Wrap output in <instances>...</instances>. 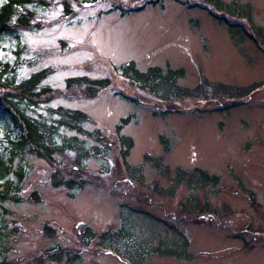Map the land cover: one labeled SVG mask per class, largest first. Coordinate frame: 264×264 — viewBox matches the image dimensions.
Masks as SVG:
<instances>
[{
  "label": "rangeland",
  "instance_id": "374dc122",
  "mask_svg": "<svg viewBox=\"0 0 264 264\" xmlns=\"http://www.w3.org/2000/svg\"><path fill=\"white\" fill-rule=\"evenodd\" d=\"M44 1L48 6L29 8L35 16L27 26L0 37V59L12 63L19 51L21 78L45 70L42 85L50 94L41 108L85 113L84 128L103 141L79 136L89 148H100L83 157L81 168L72 153L53 164L28 157L22 201L6 206L9 261L70 264L48 257L49 248L59 246L80 256L75 264H133L96 241L83 247L79 240L86 226L101 234L126 225L153 245L185 252L156 255L144 264H264V42L246 19L220 12L226 22L244 25L246 34L232 38L203 0ZM238 1L251 6L264 37V0ZM127 62L141 72L184 69L178 84L190 89L205 79L258 88L242 98L210 97L201 88L199 98L163 101L117 70ZM83 76L109 86L95 96L89 87H66ZM123 118L129 121L118 133ZM122 136L131 139L130 148ZM177 169H199L218 182L177 186ZM54 173L58 181L72 182V189L53 186ZM172 189V197L163 192Z\"/></svg>",
  "mask_w": 264,
  "mask_h": 264
},
{
  "label": "trees",
  "instance_id": "16d2710c",
  "mask_svg": "<svg viewBox=\"0 0 264 264\" xmlns=\"http://www.w3.org/2000/svg\"><path fill=\"white\" fill-rule=\"evenodd\" d=\"M97 1L99 0H73L82 5L93 4ZM203 2L211 6V8L208 7L210 14L220 22L227 21L223 15L222 17L219 15L220 12H223L225 16L246 19L250 29L264 42L262 29L253 24L252 8L249 4L239 3L238 0H232L230 3L222 0H203ZM35 5L46 7L48 2L44 0H0V37L16 33L19 28L27 26L30 18L35 16L29 8ZM63 5L65 13L70 15L72 10L69 4L64 1ZM226 23L232 38L238 34H246L244 25ZM15 55L12 63L0 59V264H20L10 262L5 254V239L8 238L5 215L9 214L6 207L9 203L18 204L22 201L19 194L21 184L26 177L28 157H35L53 164L56 161L60 163L59 160L64 154L72 153L75 164L81 168L84 164L83 157L89 152L98 153L100 148L98 145L89 148L79 136H90L95 140L103 141L96 132H89L84 128L89 121L85 113L62 106L41 108V104L47 102L50 94V89L42 85L47 73L42 70L33 72L26 78L19 77L18 70L21 67L19 51H16ZM117 70L133 86L156 95L163 101L199 98L201 88H204L205 92L208 90L210 97L242 98L251 95L258 88V84L244 88L221 83L210 84L205 79L199 86L190 89L178 84V80L184 77V69L164 70L153 67L146 72H141L133 62L121 64ZM73 86L89 87L88 91L95 96L97 90L107 88L109 83L104 79L90 80L83 76L69 79L66 87L70 89ZM128 121V118L121 119V123L116 127L118 133ZM121 138L122 144L130 148L131 139L125 136ZM166 150L168 151L167 147ZM156 165L160 167V162H156ZM175 172L176 185L186 181L194 186L205 187L216 185L218 182L215 175H209L199 169L190 173L180 171V169ZM138 173L136 170L130 171L133 176ZM51 178L53 186H66L72 189L69 186L72 182L56 179L57 173H54ZM173 191L174 189L163 192L172 197ZM32 198L37 199L36 194H33ZM183 211L187 212L186 209ZM200 212L209 213L207 209H201ZM192 215L198 214L189 213L188 217ZM132 230L124 225L115 231L109 230L96 234L86 226L79 232V240L83 247H88L96 241L100 248L113 250L117 256L133 264H144L146 259L156 255L178 257L185 254V252L178 253L173 249L163 248L162 244L153 245L151 238H142ZM48 253V257L57 262L66 260L70 264H75L80 260L77 253L62 250L59 246L49 248Z\"/></svg>",
  "mask_w": 264,
  "mask_h": 264
}]
</instances>
